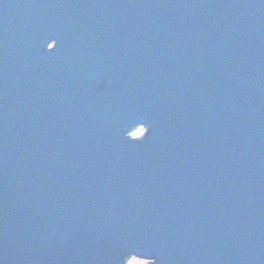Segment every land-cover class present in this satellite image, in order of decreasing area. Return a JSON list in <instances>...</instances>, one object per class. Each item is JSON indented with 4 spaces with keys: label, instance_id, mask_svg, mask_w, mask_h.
<instances>
[{
    "label": "water",
    "instance_id": "95a60500",
    "mask_svg": "<svg viewBox=\"0 0 264 264\" xmlns=\"http://www.w3.org/2000/svg\"><path fill=\"white\" fill-rule=\"evenodd\" d=\"M130 257L264 264V0H0V264Z\"/></svg>",
    "mask_w": 264,
    "mask_h": 264
},
{
    "label": "rangeland",
    "instance_id": "374dc122",
    "mask_svg": "<svg viewBox=\"0 0 264 264\" xmlns=\"http://www.w3.org/2000/svg\"><path fill=\"white\" fill-rule=\"evenodd\" d=\"M144 132V127L142 126H138L136 127L134 130H132L130 132V135L132 137H137V136H141ZM143 259H137L135 257H130L128 260H127V264H137L138 261H141Z\"/></svg>",
    "mask_w": 264,
    "mask_h": 264
},
{
    "label": "clouds",
    "instance_id": "9594fccd",
    "mask_svg": "<svg viewBox=\"0 0 264 264\" xmlns=\"http://www.w3.org/2000/svg\"><path fill=\"white\" fill-rule=\"evenodd\" d=\"M152 260H141L138 261L137 264H151Z\"/></svg>",
    "mask_w": 264,
    "mask_h": 264
},
{
    "label": "snow or ice",
    "instance_id": "6c2138e0",
    "mask_svg": "<svg viewBox=\"0 0 264 264\" xmlns=\"http://www.w3.org/2000/svg\"><path fill=\"white\" fill-rule=\"evenodd\" d=\"M143 142V141H142ZM151 264H155V262L152 260Z\"/></svg>",
    "mask_w": 264,
    "mask_h": 264
},
{
    "label": "flooded vegetation",
    "instance_id": "af4514ba",
    "mask_svg": "<svg viewBox=\"0 0 264 264\" xmlns=\"http://www.w3.org/2000/svg\"><path fill=\"white\" fill-rule=\"evenodd\" d=\"M139 137V136H138Z\"/></svg>",
    "mask_w": 264,
    "mask_h": 264
},
{
    "label": "trees",
    "instance_id": "16d2710c",
    "mask_svg": "<svg viewBox=\"0 0 264 264\" xmlns=\"http://www.w3.org/2000/svg\"><path fill=\"white\" fill-rule=\"evenodd\" d=\"M127 263V262H126Z\"/></svg>",
    "mask_w": 264,
    "mask_h": 264
}]
</instances>
